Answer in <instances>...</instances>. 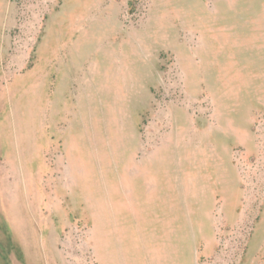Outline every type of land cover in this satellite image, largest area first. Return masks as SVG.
Masks as SVG:
<instances>
[{
	"label": "rangeland",
	"instance_id": "rangeland-1",
	"mask_svg": "<svg viewBox=\"0 0 264 264\" xmlns=\"http://www.w3.org/2000/svg\"><path fill=\"white\" fill-rule=\"evenodd\" d=\"M31 263L264 264V0H0V264Z\"/></svg>",
	"mask_w": 264,
	"mask_h": 264
},
{
	"label": "bare ground",
	"instance_id": "bare-ground-1",
	"mask_svg": "<svg viewBox=\"0 0 264 264\" xmlns=\"http://www.w3.org/2000/svg\"><path fill=\"white\" fill-rule=\"evenodd\" d=\"M7 204V203H6ZM7 220V219H6ZM30 252H32V251H30ZM9 263V262H8ZM32 264V263H31Z\"/></svg>",
	"mask_w": 264,
	"mask_h": 264
}]
</instances>
